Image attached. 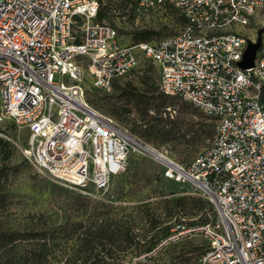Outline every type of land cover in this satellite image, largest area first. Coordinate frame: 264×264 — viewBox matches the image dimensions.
Returning a JSON list of instances; mask_svg holds the SVG:
<instances>
[{"label": "built area", "instance_id": "1", "mask_svg": "<svg viewBox=\"0 0 264 264\" xmlns=\"http://www.w3.org/2000/svg\"><path fill=\"white\" fill-rule=\"evenodd\" d=\"M133 2L176 8L181 30L123 44L112 25L95 20L98 0H0V119L28 130L25 153L35 168L102 189L129 152H158L84 103L78 82L85 69L109 90L141 51L157 63L162 93L215 122L212 141L188 164L154 156L165 177L199 184L217 219L174 224L148 254L201 235L197 264H264V35L253 66L238 65L264 0Z\"/></svg>", "mask_w": 264, "mask_h": 264}, {"label": "rangeland", "instance_id": "2", "mask_svg": "<svg viewBox=\"0 0 264 264\" xmlns=\"http://www.w3.org/2000/svg\"><path fill=\"white\" fill-rule=\"evenodd\" d=\"M104 17L118 32L123 44H133L140 29L155 30L147 41H155L181 30L182 16L169 5L155 10L138 9L133 0H98ZM264 28V12L252 18L246 28L257 34ZM264 32L261 33V38ZM137 63L114 80L109 90L93 85L84 69L78 82L81 99L94 111L180 164H188L209 145L212 138L197 136L196 129L214 121L176 95H161L158 65L136 50ZM0 138L6 140L0 154V232L11 229L53 226L103 218L111 222L116 241L111 254L115 262L151 256L146 264H196L205 239L191 235L156 252L141 253L169 227L180 220L212 221L215 208L203 190L190 181H175L163 175V165L149 152L131 151L108 184L97 189L90 184L76 187L35 168L27 159L28 130L7 118L0 119ZM1 153V148H0ZM202 200L208 203L204 204ZM54 249L47 264H70L72 249ZM26 243L0 247V264H26ZM141 257V258H142Z\"/></svg>", "mask_w": 264, "mask_h": 264}, {"label": "trees", "instance_id": "3", "mask_svg": "<svg viewBox=\"0 0 264 264\" xmlns=\"http://www.w3.org/2000/svg\"><path fill=\"white\" fill-rule=\"evenodd\" d=\"M104 15L103 9L99 5L95 20L100 22ZM182 20L184 23L183 17ZM154 32L155 30L152 29L137 30L134 34V43L147 41ZM262 32H264V28H262L261 33ZM161 95L164 96L167 94L161 93ZM208 117L211 118L210 116ZM211 120L213 119L211 118ZM207 127L208 125L199 126L196 129L197 136L213 139L215 135V122L213 129L211 128V130H208ZM6 143V140L0 138L1 155L5 153ZM3 167L4 166L1 165L0 170H2ZM202 201L204 204L208 203L206 200ZM194 222L205 221H193L185 224ZM176 223L182 222L177 220L169 229ZM169 229L147 247L139 249V251H141L139 254L150 252L159 240L169 232ZM115 241V230L112 229L111 222L100 217L89 221L71 223L69 220H65L53 226H32L30 228L11 229L0 232V247L9 246L13 248L17 243L23 242L27 244L23 256L26 264H47L48 259L54 257V249L64 248L67 243H69L68 247L72 249L71 256L67 258L70 264H123L122 262H115L116 257L111 254V250L115 247ZM204 247L205 244L202 245L199 256ZM149 258H151V256L135 258L128 264H146V260Z\"/></svg>", "mask_w": 264, "mask_h": 264}, {"label": "water", "instance_id": "4", "mask_svg": "<svg viewBox=\"0 0 264 264\" xmlns=\"http://www.w3.org/2000/svg\"><path fill=\"white\" fill-rule=\"evenodd\" d=\"M261 31H262V28L258 29L256 38L254 41L247 42L244 48V51L242 53V57L240 61L238 62V65L241 69H245V68L253 66V60L255 57L256 50L258 49L261 43Z\"/></svg>", "mask_w": 264, "mask_h": 264}, {"label": "bare ground", "instance_id": "5", "mask_svg": "<svg viewBox=\"0 0 264 264\" xmlns=\"http://www.w3.org/2000/svg\"><path fill=\"white\" fill-rule=\"evenodd\" d=\"M149 152L152 153V154L155 155V156H159V157L162 156L163 158H167V157H166L165 155H163L162 153H158V154H159V155H158L157 153H154L152 150H150ZM168 159H169V158H168ZM170 160H171V159H170ZM196 185H199V184H196Z\"/></svg>", "mask_w": 264, "mask_h": 264}]
</instances>
